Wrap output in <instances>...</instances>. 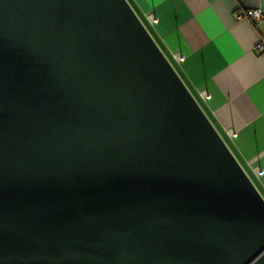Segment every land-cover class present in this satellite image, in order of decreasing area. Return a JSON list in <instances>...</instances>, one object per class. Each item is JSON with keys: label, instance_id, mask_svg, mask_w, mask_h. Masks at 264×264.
Wrapping results in <instances>:
<instances>
[{"label": "water", "instance_id": "water-1", "mask_svg": "<svg viewBox=\"0 0 264 264\" xmlns=\"http://www.w3.org/2000/svg\"><path fill=\"white\" fill-rule=\"evenodd\" d=\"M0 264H264V197L128 0H0Z\"/></svg>", "mask_w": 264, "mask_h": 264}, {"label": "crops", "instance_id": "crops-1", "mask_svg": "<svg viewBox=\"0 0 264 264\" xmlns=\"http://www.w3.org/2000/svg\"><path fill=\"white\" fill-rule=\"evenodd\" d=\"M128 2L175 61L180 77L264 197V49L258 48L264 45V18L235 19L236 12L264 14V0ZM177 56L183 60L177 62Z\"/></svg>", "mask_w": 264, "mask_h": 264}, {"label": "built area", "instance_id": "built-area-1", "mask_svg": "<svg viewBox=\"0 0 264 264\" xmlns=\"http://www.w3.org/2000/svg\"><path fill=\"white\" fill-rule=\"evenodd\" d=\"M243 18H249L252 21H261L264 18V14L261 11H259V10H249V11H246V12H236L235 13V19L236 20H240V19H243ZM149 21L151 22V24H155L156 23V19H154L152 16L149 18ZM258 48L260 50H263L264 49V45H260ZM175 60L177 62H181L183 60V57L177 56L175 58ZM205 98H207V97H205ZM228 133H229V136L231 138H234L235 135H236L233 131H230ZM256 173L259 176L262 174L259 170H256Z\"/></svg>", "mask_w": 264, "mask_h": 264}, {"label": "rangeland", "instance_id": "rangeland-1", "mask_svg": "<svg viewBox=\"0 0 264 264\" xmlns=\"http://www.w3.org/2000/svg\"><path fill=\"white\" fill-rule=\"evenodd\" d=\"M144 23H145V26L150 30V33L152 34V32H151V29L148 27V25H147V23L144 21ZM157 42V41H156ZM166 54V53H165ZM167 55V54H166ZM167 58H168V60L170 61V63L173 65V67L176 69V71L178 72V74H180L179 73V69H178V67L176 66V63H175V61L172 59V58H170L168 55H167ZM181 76V75H180ZM185 82V81H184ZM185 84L187 85V83L185 82ZM189 88V87H188ZM190 89V88H189ZM190 91L192 92V94L194 95V97L196 98V100L198 101V103H199V99L197 98V96L195 95V93L190 89ZM200 104V103H199ZM201 105V104H200ZM202 107V106H201ZM218 131V130H217ZM219 133H220V135L222 136V138L224 139V141L227 143V145L228 146H230V144H229V142H228V140H227V138L225 137V135L224 134H222L220 131H218ZM246 172L248 173V175H249V177L251 178V180L254 182V184H256V181H255V179H254V177L251 175V173H249V171H247L246 170Z\"/></svg>", "mask_w": 264, "mask_h": 264}, {"label": "trees", "instance_id": "trees-1", "mask_svg": "<svg viewBox=\"0 0 264 264\" xmlns=\"http://www.w3.org/2000/svg\"><path fill=\"white\" fill-rule=\"evenodd\" d=\"M142 21H143V23H144V20L142 19V18H140ZM145 24V23H144ZM149 30V29H148ZM150 31V30H149ZM166 55V54H165ZM167 56V55H166Z\"/></svg>", "mask_w": 264, "mask_h": 264}]
</instances>
